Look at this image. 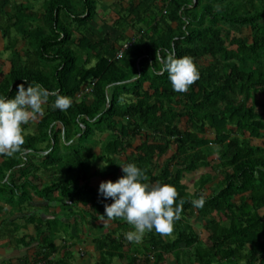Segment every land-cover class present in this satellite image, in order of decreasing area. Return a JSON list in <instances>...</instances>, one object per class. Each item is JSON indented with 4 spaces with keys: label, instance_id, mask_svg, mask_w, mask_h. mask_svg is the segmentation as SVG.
<instances>
[{
    "label": "trees",
    "instance_id": "obj_1",
    "mask_svg": "<svg viewBox=\"0 0 264 264\" xmlns=\"http://www.w3.org/2000/svg\"><path fill=\"white\" fill-rule=\"evenodd\" d=\"M105 3L110 19L99 8ZM96 17L120 36L100 32ZM0 39L11 53L8 71L0 62V96L14 98L27 80L73 102L61 112L50 95L34 128L22 126L26 151L0 156V214L2 203L23 213L45 199L75 216L76 232L60 217L47 229L40 220L33 242L0 222V238L33 249L23 264H71L81 225L102 222L113 202L99 195L100 183L119 179L128 163L150 187L176 189L181 218L170 235L153 230L140 244L124 239L134 230L126 221L100 224L95 264H264V0H0ZM171 52L199 70L186 92L157 75V55ZM201 195L204 207L194 208ZM62 232L71 243L61 247Z\"/></svg>",
    "mask_w": 264,
    "mask_h": 264
},
{
    "label": "clouds",
    "instance_id": "obj_2",
    "mask_svg": "<svg viewBox=\"0 0 264 264\" xmlns=\"http://www.w3.org/2000/svg\"><path fill=\"white\" fill-rule=\"evenodd\" d=\"M157 61L162 65L157 75L166 72L175 92L188 91L200 78L199 70L191 57L177 58L171 52L166 58L157 55ZM50 95L56 96L53 109L64 112L72 106L71 98L58 92H50L42 84L28 83L27 80L18 85L14 98L0 96V156L13 157L26 151L22 147L25 143L22 126L27 125L35 115H43V106ZM71 143V139L67 140V144ZM122 172L124 175L116 181H103L99 185V195L105 200L113 201L105 204L104 214L101 215L102 223L114 219L126 221L134 230L126 232L124 239L135 244L142 243L144 235L153 230L163 236L170 235L182 212L183 201L176 204V189L162 183L150 187L144 183L148 179L145 171L134 163L122 166ZM205 202V197L201 195L191 203L194 208L200 209Z\"/></svg>",
    "mask_w": 264,
    "mask_h": 264
},
{
    "label": "crops",
    "instance_id": "obj_3",
    "mask_svg": "<svg viewBox=\"0 0 264 264\" xmlns=\"http://www.w3.org/2000/svg\"><path fill=\"white\" fill-rule=\"evenodd\" d=\"M101 32H104L103 34H109L112 38L120 36L119 31L116 30H113L112 32H109V30H102ZM129 34L131 35V33ZM1 205L3 206V211L0 214V222L7 221V223H9V227H12L13 224L15 226H20L17 237H26L27 242H33V240L36 239L38 234L36 223L40 220L46 224L48 220L54 219L55 217H60L63 221L64 228L67 229V231L76 232L74 224L75 216L69 214L72 211H65L60 206L50 204V202L46 201L45 199H34L32 204L27 208L26 212L23 213L21 211L14 210L12 206L6 203H2ZM30 216H36L37 221L35 223L29 222ZM88 222L93 228L90 227L87 229L81 225L85 235H82V244H78L77 248L74 249L76 252H74L71 264H95L98 260L99 252L97 251L93 240L94 237H98L102 234V230L99 229V225L103 223L91 221L89 217ZM110 223L111 222H108L107 224L109 225ZM45 224L43 228L47 229L48 226ZM64 228L63 231L65 230ZM60 235H64V233L62 232L55 235L57 244L59 246L62 247L63 244L71 243V241L67 242V240H65V238H67L66 236L61 238ZM86 243L87 245L85 246L84 244ZM79 251L81 258L76 259V253ZM30 252H33L31 246H24L22 244L18 246L16 241L10 239L9 237L0 238V264H23L24 259L29 256Z\"/></svg>",
    "mask_w": 264,
    "mask_h": 264
},
{
    "label": "rangeland",
    "instance_id": "obj_4",
    "mask_svg": "<svg viewBox=\"0 0 264 264\" xmlns=\"http://www.w3.org/2000/svg\"><path fill=\"white\" fill-rule=\"evenodd\" d=\"M36 6H37V8L39 7V3H36ZM99 8H100V10L101 11H103V12H105L106 14H104V16L106 17V18H108V19H110L109 18V11H110V8H109V5L108 4H106L105 3V5H100L99 6ZM96 21H98L99 23H100V27H99V31L101 32L102 30H109V32H112L113 31V29H111L109 26H106L100 19H98V17H96ZM97 22V23H98ZM248 34H250L249 33V30H245L244 31V33H243V35H248ZM16 35V34H15ZM0 52H1V55H2V59L0 60V62H2V63H5V65H4V71H8L9 70V68H10V65H11V63H10V61H9V59H10V57H11V53H10V51H5L4 50V41L2 40V39H0ZM81 96V95H80ZM79 96V97H80ZM82 98V97H81ZM38 120H39V115L37 114V115H35L34 116V118L28 123L29 125H30V128L31 129H33L34 128V125L38 122ZM187 122H186V120L184 119V120H182V122H181V127H183V128H185L186 126H187V124H186ZM32 132V131H31ZM96 151H97V153H100L101 151H100V149L99 148H97L96 149ZM208 172H210V169L208 168V169H201V170H199L198 172H196L195 174H192V176H198V175H200V174H202V173H208ZM191 176V175H190ZM219 183V179H217L216 181H214L212 184H210L209 186H207V190H206V194H209L210 193V189H213L214 188V186L216 185V184H218ZM209 188V189H208ZM190 191H194V186H190ZM189 222L191 223V225L193 226V228L196 230V232H198L199 234H200V236L203 238V239H205L206 238V232H205V230H204V228H203V226H202V224L200 223V221H198L197 219H195V218H190L189 219ZM88 222H86L85 224H83L82 226H84V227H86L87 229L88 228H93L92 227V225L90 226V224L88 223ZM81 226V227H82ZM99 233V232H98ZM61 236V238L63 237V236H65V235H60ZM82 244V243H81ZM85 246L87 245V243L86 244H84ZM84 247V246H83ZM74 252H76L75 250H74ZM82 253V252H81ZM81 255H80V252H78V253H76V259H78V258H81L80 257ZM121 262H126V260H122ZM118 264V263H117Z\"/></svg>",
    "mask_w": 264,
    "mask_h": 264
},
{
    "label": "built area",
    "instance_id": "obj_5",
    "mask_svg": "<svg viewBox=\"0 0 264 264\" xmlns=\"http://www.w3.org/2000/svg\"><path fill=\"white\" fill-rule=\"evenodd\" d=\"M132 44V41H128V42H125L122 47L119 49V51H117L116 53V56H115V59L116 60H120L123 58L124 56V52L126 51V49ZM95 82L96 81H93L91 85H86L83 87V90L81 91V96L82 95H86V94H90L92 93L93 91V86L95 85ZM39 264H42V263H39Z\"/></svg>",
    "mask_w": 264,
    "mask_h": 264
}]
</instances>
